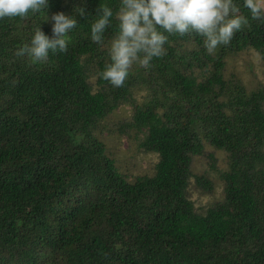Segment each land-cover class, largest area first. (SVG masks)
<instances>
[{
  "label": "trees",
  "instance_id": "trees-1",
  "mask_svg": "<svg viewBox=\"0 0 264 264\" xmlns=\"http://www.w3.org/2000/svg\"><path fill=\"white\" fill-rule=\"evenodd\" d=\"M235 2L248 23L228 45L209 54L195 32L166 33L164 55L133 63L121 87L99 75L120 0H49L0 19V264H264V86L224 77L248 50L264 66V20ZM104 4L114 16L97 45ZM78 7L67 51L16 55L38 25L51 35L46 15ZM121 109L111 132L157 157L148 174L121 170L105 143ZM202 161L221 193L196 207L193 192L214 195Z\"/></svg>",
  "mask_w": 264,
  "mask_h": 264
},
{
  "label": "clouds",
  "instance_id": "clouds-1",
  "mask_svg": "<svg viewBox=\"0 0 264 264\" xmlns=\"http://www.w3.org/2000/svg\"><path fill=\"white\" fill-rule=\"evenodd\" d=\"M48 4L49 0H0V19L23 18L47 10ZM242 6L252 19L264 20V0H242ZM76 9L75 15L62 11L53 12L50 18L46 15L44 21L51 20V35L38 25L16 55H26L36 63L47 60L50 53L67 51L69 33L78 24L76 16L85 15L83 8ZM113 16L109 6L101 5L90 25V38L97 45H103V34ZM115 19L118 30L108 47L110 63L99 74L114 87L124 84L133 63L147 69L154 57L164 55L166 33L195 32L211 54L219 45H228L234 33L248 23L235 0H120Z\"/></svg>",
  "mask_w": 264,
  "mask_h": 264
},
{
  "label": "rangeland",
  "instance_id": "rangeland-1",
  "mask_svg": "<svg viewBox=\"0 0 264 264\" xmlns=\"http://www.w3.org/2000/svg\"><path fill=\"white\" fill-rule=\"evenodd\" d=\"M256 52L248 50L240 53L238 56H232L226 60L224 77L226 79L235 78L243 84L245 89H254L258 86H264V66L261 58H257ZM144 94V93H141ZM126 110L121 109L115 112L112 119L108 121V131L104 132L105 143L108 149L113 153L116 164L118 167L131 173L132 175L148 174L152 171L156 162V156L151 154H144L137 150L135 144H130L125 137H120L118 134H112L111 130H115V124L119 120L125 121ZM202 163V164H201ZM196 164V168L199 171L198 175H208L215 183L214 195L213 194H200L199 191L193 192L192 199L195 202L196 207H203L212 202L221 193V184L216 183L217 174L210 172L207 168L206 161ZM223 162H219L217 169L221 170ZM213 183V184H214Z\"/></svg>",
  "mask_w": 264,
  "mask_h": 264
}]
</instances>
